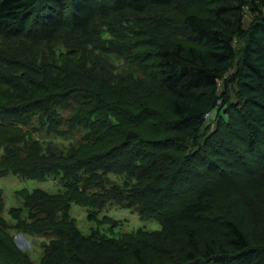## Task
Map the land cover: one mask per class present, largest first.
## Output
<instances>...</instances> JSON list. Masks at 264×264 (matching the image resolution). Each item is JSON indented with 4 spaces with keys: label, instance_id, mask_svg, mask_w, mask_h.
Returning <instances> with one entry per match:
<instances>
[{
    "label": "trees",
    "instance_id": "1",
    "mask_svg": "<svg viewBox=\"0 0 264 264\" xmlns=\"http://www.w3.org/2000/svg\"><path fill=\"white\" fill-rule=\"evenodd\" d=\"M231 1L261 10L262 0ZM168 4L0 0V175L59 176L65 187L55 193L23 189L27 217L15 216L20 208L10 210L23 232L50 237L39 264H264V256H248L251 240L233 211L236 191L246 184L239 176L247 168L251 176L264 170V67L253 54L258 33L264 36V18L251 33L244 65L231 76L234 36L219 26L228 8L217 7L214 17L188 13L180 19V34L188 35L183 40L194 41L186 47L183 40H154L149 28L140 30V15ZM159 15L157 22L174 19ZM143 43L145 53L134 52ZM112 53L151 61L143 67L145 78L102 67L104 54ZM238 77L252 89L241 103L229 102L228 90L210 101L199 95ZM71 103V130H87L80 145L67 152L52 143L44 149L23 130L38 117L41 129L55 131L60 108ZM220 106L212 129L206 116ZM205 128L210 134L202 145ZM240 141L258 157L249 162ZM221 163L234 167L240 180L229 181ZM110 173L124 175L123 183L110 182ZM263 174L258 177L264 181ZM3 194L0 188V202ZM218 200L221 208L210 214ZM111 202L162 220L164 229L116 236L97 227L85 234L71 215L76 203L89 209L90 221L115 225L109 215L98 217ZM2 213L0 208V264H37L15 243Z\"/></svg>",
    "mask_w": 264,
    "mask_h": 264
},
{
    "label": "rangeland",
    "instance_id": "2",
    "mask_svg": "<svg viewBox=\"0 0 264 264\" xmlns=\"http://www.w3.org/2000/svg\"><path fill=\"white\" fill-rule=\"evenodd\" d=\"M101 1L102 0H97V2ZM168 3V7H153L139 17L141 18L140 22L142 23H140L142 25L140 30H147L149 28L148 34L151 36L154 35V40H157L158 38L161 39L162 36L163 38L161 40L167 39L170 41H179L188 38L187 34H180L181 23H179V20L186 14L196 13L200 16L214 17V11L217 7L226 6L228 8V12L224 13V19L219 23V26L225 29L228 34L234 36V46L237 58L235 67L229 75L232 76L233 74H236L237 69L244 65L243 60L248 52L247 47L252 40L251 33L258 29V26L264 18V0L260 3L261 10H255L250 3L242 7L241 2L231 0H168ZM159 13H163L166 17H172L174 19L172 21L157 22L160 17ZM137 38L143 41L144 36L141 33ZM3 41L4 40L0 36V43ZM183 41L186 47H189L194 43L191 39ZM255 45L256 49L253 54L256 60L264 67V36L261 35V33H258ZM147 48V45L143 43L138 46L134 52H138L137 54L142 55ZM63 49L65 50V48ZM134 52L132 51L131 53L134 54ZM104 57L107 58V61L103 62L102 67L105 69H111V71H114L120 76H127L133 79L145 78L143 67L151 62L147 61L149 63H146L145 61H142V59L138 62L127 56H120L116 53L104 54ZM146 69H149L148 71L151 72L150 67ZM120 84L124 85L123 81L122 83L119 82V85ZM225 90H228V99L229 102L232 103H241L245 96L251 95L252 91L251 88H248L243 84L241 77H238L228 86L226 85L225 80H220L215 90L212 88H205L200 90L199 95L205 101H210L215 97H220ZM136 92L139 94L142 90L139 89ZM218 103L221 104L220 101ZM74 108L75 103L60 108L59 114L61 120L55 131L49 132L47 128L41 129L38 117H32L23 130L29 133V138H31V140H39L44 149L49 147V143H52L54 147L67 152L71 147L80 145L83 142V136L87 132L83 126H78L71 130L67 119L73 115ZM220 108L221 106L215 108L206 116V123L212 124V129H215L220 121ZM231 109L236 111L233 107H231ZM235 113L236 116L240 114L238 112ZM257 126L260 125L257 124ZM262 127L264 130V126ZM262 127L260 126L261 129ZM204 133L206 135L205 139H203L202 145L205 143L206 137L210 134V131L205 128ZM180 134L181 136L184 135V133ZM187 140H190V138H187ZM239 144H241V151H243V154L248 157L249 162H251L253 158L258 157L256 153L253 154L248 151V147L242 142ZM18 146L23 148L22 152L19 154L24 158L27 157V151L24 146L22 144ZM3 153L4 150L0 147V158ZM220 166H223L230 171L228 176L229 181L236 182L240 180L239 177H242V180H245L246 182L244 186L238 187V190L236 191L238 195L234 197L239 199V201L238 203L235 202L233 211H239V222L250 237L253 249L250 250L248 256L250 258L263 257L264 251L261 250L262 252H260L256 249H264V181L260 180L261 178L258 177L260 174L264 173V170L258 169L259 175L251 176L252 174L249 173V169L247 168V171H243L244 177L248 178L246 181L243 176H237L238 173L237 171L234 172V167L230 168L227 164L223 163H221ZM252 167H256V165H252ZM124 179V175H117L115 173H110L108 175V180L110 182L122 184ZM63 183L64 181L62 177L59 176H48L45 179L38 180L15 173H5L4 175H0V188H2L4 192L0 202V208L3 209L2 215L6 221L5 226H8V231L12 234L18 247L25 251L37 264L40 263L44 253L43 244L49 241L50 237L44 234L23 232L18 228L19 219L11 215L10 210L12 207L20 208L14 213L15 216L19 214L20 218H26L28 211L23 207V200L19 196L20 191L23 189L32 191L36 188H43L55 193L60 190H65ZM231 184L232 183H230V185ZM243 198H245L246 201H243ZM214 206L216 208H213L210 211V214H213L216 211L218 212L219 208H221L219 200ZM88 213L89 209L87 207L76 203L72 204L71 215L76 219L78 227L85 234L90 233L93 228L97 227H100L104 232L113 233V235L116 236H119L124 232L135 233L140 229H143L148 233H156L164 229L162 220L153 217H144L140 215L136 209L126 208L114 202L109 203L99 213L98 217L102 218L104 215H109L118 220L115 225L112 223H106L99 226L96 221H90L88 219ZM257 263L259 262L257 261L256 264Z\"/></svg>",
    "mask_w": 264,
    "mask_h": 264
},
{
    "label": "built area",
    "instance_id": "3",
    "mask_svg": "<svg viewBox=\"0 0 264 264\" xmlns=\"http://www.w3.org/2000/svg\"><path fill=\"white\" fill-rule=\"evenodd\" d=\"M207 115H209V113Z\"/></svg>",
    "mask_w": 264,
    "mask_h": 264
}]
</instances>
